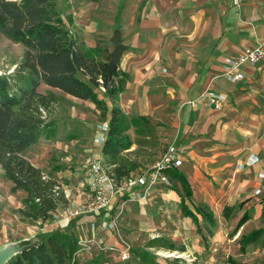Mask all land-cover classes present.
I'll return each mask as SVG.
<instances>
[{"label":"crops","instance_id":"crops-1","mask_svg":"<svg viewBox=\"0 0 264 264\" xmlns=\"http://www.w3.org/2000/svg\"><path fill=\"white\" fill-rule=\"evenodd\" d=\"M239 1L238 5L236 0H58V5L79 44L97 51V60L107 61L103 56L107 50L111 54L112 39L121 34L127 48L117 69L127 75V82L119 93L108 94L112 108H121L129 117L168 119L174 133L178 131L175 142L187 151V158L184 155L177 169L192 195L183 198L178 182L180 188L175 186L166 196L176 197L182 216L192 221L190 250L203 252L202 232L223 219L230 223L239 248L227 264L232 259L237 264H264V61L242 66L239 82L223 75L227 57L264 41V0ZM206 91L226 94L227 104L221 110L208 107L202 98ZM192 100L196 106H191ZM248 160L257 162L248 166ZM85 170L84 166V175ZM258 189L262 191L257 193ZM126 195L118 197L112 209L122 198L126 201ZM182 198L197 222L184 214ZM85 200L73 190L68 204L56 211L66 216L69 204ZM95 216L99 220L95 222L103 221L102 214ZM78 218L55 225L64 228ZM201 218L207 221L204 226ZM259 230L263 232L244 240ZM143 251L148 250L138 251L139 256ZM150 256L151 264H156Z\"/></svg>","mask_w":264,"mask_h":264},{"label":"rangeland","instance_id":"rangeland-1","mask_svg":"<svg viewBox=\"0 0 264 264\" xmlns=\"http://www.w3.org/2000/svg\"><path fill=\"white\" fill-rule=\"evenodd\" d=\"M107 53L103 56L106 60L109 55ZM24 54L22 44L13 43L0 34V79L8 83L11 93H16L23 83L25 72L20 69V64ZM38 91L55 97L50 108L44 109V118L55 134L51 138L42 137L25 152V156L57 178L62 187L75 185L72 189L77 191L76 187L86 181L82 170L88 157L104 158L102 146L94 142V137L98 124L108 121L105 116H110L112 97L106 90L97 89L99 98L105 103L101 105L69 96L45 83H41ZM150 119L154 131L151 136H139L134 127L127 133L133 142L142 137L147 141L144 144L135 143L123 153L136 166L130 173L131 176L149 171L168 145L175 140L179 141V138H175L178 131L174 133L168 119L151 116ZM184 155L186 159L187 151ZM167 176L169 184L163 182L153 187L138 186L134 189L132 198L126 201L122 198L117 203L107 214L109 218L116 220L114 231H92V223L99 221L95 215L80 216L64 227L69 233L94 241L92 248L84 252L76 264H147L138 254L141 250H148L156 264H227L228 257L236 256L238 242L231 235L230 223L223 219L217 220L215 228L208 226L205 234L202 232L199 239L205 244L203 252L194 253L190 250L187 245H190L194 233L192 221L182 216L176 197L166 196L175 186L180 188L178 181L171 179L168 174ZM12 186L13 183L6 178L0 166V249L36 244L42 231L56 226L50 219L33 221L22 215L19 211L25 208V193L13 192ZM102 217L104 218L103 215ZM203 219H200L203 221L202 226L207 222ZM170 243H175L176 246L171 248ZM124 251H129L128 259L123 258ZM16 255L14 253L6 264H10Z\"/></svg>","mask_w":264,"mask_h":264},{"label":"trees","instance_id":"trees-1","mask_svg":"<svg viewBox=\"0 0 264 264\" xmlns=\"http://www.w3.org/2000/svg\"><path fill=\"white\" fill-rule=\"evenodd\" d=\"M0 34L25 48L20 64L25 74L18 91L11 93L8 83L0 79V166L13 183L12 191L25 193V208L19 212L33 221L51 220L60 206L68 204V199L60 192L61 187L56 189L62 186L61 182L25 156L42 137L51 138L55 134L42 112L50 108L55 97L42 94L38 88L45 83L69 96L102 105L104 101L97 89L102 86L100 79L105 86L111 56L108 55L107 61L97 60L95 51L79 44L64 22L58 0H0ZM126 82L127 75L115 69L106 92L114 96L124 89ZM105 118L110 129L102 146L103 163L109 175L120 184L136 168L123 154L133 142L128 130L134 127L139 136H151L152 121L146 116L129 117L117 106ZM146 142L144 137L136 140L138 144ZM166 173L180 183L183 198L192 195L190 184L180 170L172 168ZM182 210L198 221L185 199ZM258 232L263 231H256L244 240L250 241ZM78 239L77 235L52 226L39 234L38 243L17 253L10 264H68L78 249ZM140 256L151 264L148 251L141 252Z\"/></svg>","mask_w":264,"mask_h":264},{"label":"built area","instance_id":"built-area-1","mask_svg":"<svg viewBox=\"0 0 264 264\" xmlns=\"http://www.w3.org/2000/svg\"><path fill=\"white\" fill-rule=\"evenodd\" d=\"M236 3L239 5L240 1L236 0ZM261 61H264V41H259L254 46L244 47L241 54L237 57H227L223 63V75L231 82H239L244 77L240 73L242 66L246 64L256 65ZM100 81L102 84L101 88L105 90L103 80L100 79ZM202 98L205 105L216 110H221L228 101L226 94L215 91H206ZM190 104L191 106H196L197 101L192 100ZM42 112L44 117V109H42ZM109 129V122H102L98 125L97 134L95 135V142L98 145H104ZM184 154L185 149L173 141L149 171L142 172L136 178H128L120 184L109 175L108 168L103 163L102 157L101 159L96 156L88 157L85 164L86 181H82L81 185L76 187L79 195H86V201L81 204H69L66 208V216H62L56 211L51 219L52 222L57 223L62 221V219L69 221L71 217H80L83 215L102 214L104 216L103 221L101 223L93 222L91 225L92 231L96 229L114 231L116 229V220L109 218L107 214L112 211V207L118 197L127 194V199L132 198L135 194L134 189L138 186L153 187L159 182L169 184L170 181L166 171L172 168H179L183 165ZM255 162L257 160H248L246 165L252 166ZM262 176L264 177V175ZM58 188H60V192L65 195L68 201H70L73 189L62 186H57L56 189ZM261 191L262 189H258L256 192L260 193ZM93 243L94 241L91 238H80L78 240V249L68 264H76L81 255L92 248ZM123 258H129V251L123 252Z\"/></svg>","mask_w":264,"mask_h":264},{"label":"water","instance_id":"water-1","mask_svg":"<svg viewBox=\"0 0 264 264\" xmlns=\"http://www.w3.org/2000/svg\"><path fill=\"white\" fill-rule=\"evenodd\" d=\"M114 44V50L111 52V60L107 65V73L105 78V90L111 87V76L112 72L117 69L118 63L121 60V57L126 50V45L122 42L121 34L118 32L112 39ZM30 246V245H29ZM26 247L21 248H13V247H5L0 249V264H6V262L13 256L14 253L21 252ZM16 251V252H15Z\"/></svg>","mask_w":264,"mask_h":264}]
</instances>
